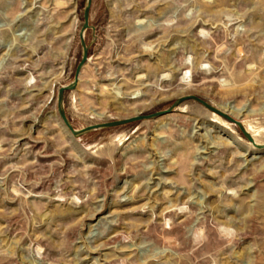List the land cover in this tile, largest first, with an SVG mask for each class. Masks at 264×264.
<instances>
[{
	"label": "rangeland",
	"instance_id": "374dc122",
	"mask_svg": "<svg viewBox=\"0 0 264 264\" xmlns=\"http://www.w3.org/2000/svg\"><path fill=\"white\" fill-rule=\"evenodd\" d=\"M85 1L0 0V264H264V150L235 125L185 100L66 130ZM88 25L75 129L195 95L264 143V0H91Z\"/></svg>",
	"mask_w": 264,
	"mask_h": 264
},
{
	"label": "water",
	"instance_id": "95a60500",
	"mask_svg": "<svg viewBox=\"0 0 264 264\" xmlns=\"http://www.w3.org/2000/svg\"><path fill=\"white\" fill-rule=\"evenodd\" d=\"M90 5H91V0H86L84 8H83V23H82V26H81V29L79 32V39H80V45L82 48V54H81V59L75 68L74 79L68 85L61 86L60 88H58V93H57L56 106H57L58 116H59L61 122L63 123L64 127L67 129V131H69L71 133V135L78 137L84 133H87L89 131L96 130V129L116 127V126L125 125V124L131 123L134 121H138V120H142V119L155 118V117H158V116H161L163 114L170 112L175 106H177L178 104H180L181 102H183L185 100H194L197 103L201 104L206 109H208L209 111H211L212 113H215L216 115L221 117L223 120L227 121L228 123L235 125L237 127V129L240 131V133L242 134V136L251 144L252 147H254L257 150H264V143H257L254 140V138L252 137L251 133L243 126V124L240 121L235 120L234 118H232L228 114H226V113L220 111L219 109L213 107L212 105L207 103L205 100H203V99H201L195 95H186L183 97H179L178 99H176L174 101V103L170 107H168L165 110H159V111H155V112L148 113V114L136 115V116L129 117L126 119L115 120V121H110V122H105V123H98V124H94V125H89L87 127L81 128V129H75L71 125L69 119L66 116L65 109L63 106V97H64L65 91L71 90L75 87V85L77 83V76H78V74L81 70V67L83 66L85 60L87 59L88 48H87V45L84 41L83 33L89 27L88 19H89Z\"/></svg>",
	"mask_w": 264,
	"mask_h": 264
},
{
	"label": "bare ground",
	"instance_id": "6f19581e",
	"mask_svg": "<svg viewBox=\"0 0 264 264\" xmlns=\"http://www.w3.org/2000/svg\"><path fill=\"white\" fill-rule=\"evenodd\" d=\"M143 45H144V43H142ZM146 45H144V47H145ZM166 75V74H165ZM142 76V75H141ZM117 78V77H116ZM137 78H141L140 76H138V77H136V79ZM115 79V78H114ZM143 83V82H142ZM148 83V82H147ZM119 86V85H118ZM183 92H185L184 90H183ZM57 93H58V91H57ZM130 97H135L134 96V93H132V95L130 96ZM56 101H57V97H56ZM220 111H222V112H224V113H226V114H228L229 116H231L232 118H234V119H238V115H236L235 114V112H240L241 111V109H239V108H236V107H234V106H231V105H228V109L226 110V109H219ZM215 114V113H214ZM216 115V114H215ZM218 116V115H217ZM219 117V116H218ZM221 118V117H220ZM212 121H214V122H218V118H216V116H214V119H212ZM238 121V120H237ZM248 126V125H247ZM249 132H250V129L249 128H246ZM67 130V129H66ZM252 137H254V135L252 134ZM255 140V139H254ZM251 145V144H250Z\"/></svg>",
	"mask_w": 264,
	"mask_h": 264
}]
</instances>
